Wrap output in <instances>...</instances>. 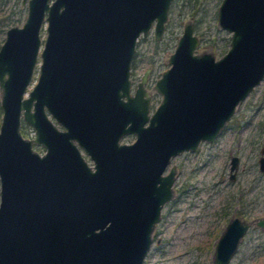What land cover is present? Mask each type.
Listing matches in <instances>:
<instances>
[{
	"label": "water",
	"instance_id": "water-1",
	"mask_svg": "<svg viewBox=\"0 0 264 264\" xmlns=\"http://www.w3.org/2000/svg\"><path fill=\"white\" fill-rule=\"evenodd\" d=\"M170 1L21 0L25 19L0 46V264H144L173 195L175 167L162 174L170 157L218 136L264 77V0H222L217 20L230 32L228 49L217 59L194 53L199 40L186 22L149 114V68L134 93L129 68L140 32L154 24L160 38ZM44 23L39 76L26 97ZM21 118L34 138L21 133ZM125 133L135 140L119 143ZM260 152L264 171V145ZM238 161L232 155L231 171ZM253 222L263 227L264 216L228 220L213 264L229 263Z\"/></svg>",
	"mask_w": 264,
	"mask_h": 264
},
{
	"label": "rangeland",
	"instance_id": "rangeland-1",
	"mask_svg": "<svg viewBox=\"0 0 264 264\" xmlns=\"http://www.w3.org/2000/svg\"><path fill=\"white\" fill-rule=\"evenodd\" d=\"M221 0H171L164 31L155 39L153 27L138 37L130 77L132 91L143 71L151 66L145 87L151 93L150 111L161 100L153 85L169 66L183 30L190 22L200 38L197 50L212 51L216 57L229 47L230 32L220 28L217 8ZM27 4L21 0H0V43L12 25H21ZM45 23L40 29L41 41ZM40 57L34 66L31 87L39 72ZM28 87V88H29ZM2 109L0 107V120ZM22 134L32 137V126L24 122ZM133 140V135L122 141ZM264 144V77L237 105L222 133L211 142L202 141L195 150L183 151L171 158L176 165L174 196L162 207L153 242L144 264H213L216 240L233 215L247 220L264 216V171L258 168L260 148ZM39 151L41 145H34ZM85 158L88 156L83 153ZM232 155L239 158L233 178L229 167ZM169 167V166H168ZM264 260V226L254 222L242 237L228 264H260Z\"/></svg>",
	"mask_w": 264,
	"mask_h": 264
},
{
	"label": "flooded vegetation",
	"instance_id": "flooded-vegetation-1",
	"mask_svg": "<svg viewBox=\"0 0 264 264\" xmlns=\"http://www.w3.org/2000/svg\"><path fill=\"white\" fill-rule=\"evenodd\" d=\"M222 1V0H221ZM221 1H220V3H221ZM171 2V1H170ZM220 3H219V5H218V8H219V6H220ZM27 4V3H26ZM170 5V4H169ZM218 8H217V13H218ZM168 10H169V8H168ZM166 22V21H165ZM217 22H218V20H217ZM185 23L186 22H184L183 23V30H184V25H185ZM191 26H192V23H190V22H188ZM154 26V24H152V26L151 27H153ZM150 27V28H151ZM164 27H165V24H164ZM9 28V27H8ZM224 29V28H223ZM149 30V29H148ZM147 30V31H148ZM154 30V29H153ZM183 30H182V32H183ZM226 30V29H225ZM163 31H164V29H163ZM163 31H162V33H163ZM6 32V31H5ZM182 32H181V34H182ZM141 33L142 34H144V32H140V34L137 36V38H136V41L138 40V37L141 35ZM146 33V32H145ZM154 33V32H153ZM162 33H161V35H162ZM192 33L193 34H195L194 33V31H193V26H192ZM180 34V35H181ZM179 35V36H180ZM197 37H198V40H199V42H198V45L200 44V38H199V36L197 35V34H195ZM155 37V36H154ZM161 37V36H160ZM5 38V37H4ZM179 38V37H178ZM45 39V38H44ZM156 39V38H155ZM4 40V39H3ZM178 40V39H177ZM230 40V39H229ZM3 42V41H2ZM2 42L0 43V46H1V44H2ZM177 43V42H176ZM43 44H44V40H43V42L41 41L40 42V47H39V49H38V52H37V56H36V61H37V58L38 57H40V62H39V70H40V64H41V62H42V58H41V56H40V52H41V50H42V48H43ZM197 45V46H198ZM175 47H176V45H175ZM175 47H174V49H175ZM228 49V48H227ZM174 51V50H173ZM172 51V52H173ZM202 51H208V50H206V49H204V50H201V51H198L197 50V47L195 48V51H194V53H199V52H202ZM171 52V53H172ZM208 52H212V51H208ZM226 52V51H225ZM224 52V53H225ZM170 53V54H171ZM213 53V52H212ZM135 54H136V43H135V53H134V56H135ZM169 54V55H170ZM214 54V53H213ZM134 56H133V58H132V61H133V59H134ZM215 56V55H214ZM221 56V55H220ZM219 56V57H220ZM169 57V56H168ZM215 58L217 59L218 57H216L215 56ZM36 61H35V63H36ZM132 61H131V63H130V68H129V78L131 79V77H130V73H131V67H132ZM167 62H168V59H167ZM35 63H34V65H33V68H32V73H31V77H30V80H29V82H28V85H27V87H26V90H25V93H24V96H29V91L34 87V85H35V83L37 82V79H38V76H39V72H38V75H37V78H36V81H35V83L31 86V87H29V84H30V82H31V78H32V74H33V70H34V66H35ZM169 63V62H168ZM169 66H170V63H169ZM168 66V67H169ZM167 67V68H168ZM149 68V71H148V73H147V80H148V77H149V74H150V71H151V66H148L144 71H143V73L147 70ZM167 68H165V69H167ZM165 69H163L162 70V72L165 70ZM162 72H161V74H160V76L162 75ZM142 73V74H143ZM141 74V75H142ZM141 75H140V77H141ZM159 76V77H160ZM158 77V78H159ZM157 78V79H158ZM156 79V80H157ZM139 80H140V78H139ZM138 80V81H139ZM147 80H146V82H147ZM137 81V82H138ZM145 82V83H146ZM156 82V81H155ZM145 83H144V87H145ZM131 86H132V79H131V85H130V92L131 93H134V90H135V88H136V86H137V83H136V85H135V87H134V89H133V91H132V88H131ZM29 87V88H28ZM146 88V87H145ZM146 90H147V88H146ZM148 91V90H147ZM157 92V91H156ZM148 93L150 94V102H151V93L148 91ZM159 93V92H158ZM161 94V93H160ZM161 96H162V94H161ZM1 99V98H0ZM161 99H162V97H161ZM161 101V100H160ZM160 101H159V103H160ZM158 103V104H159ZM158 104L156 105V107L158 106ZM0 107H1V103H0ZM155 107V108H156ZM237 107V106H236ZM155 108L152 110V111H150V103H149V111H148V113L149 114H151L154 110H155ZM1 109H2V107H1ZM236 109V108H235ZM32 110H33V107H32ZM45 111H46V113H47V115H48V117L54 122V123H56V125L58 126V128H60V129H63V127L60 125V124H58L56 121H55V119H54V117H52L51 116V114L48 112V110L46 109V107H45ZM2 112H3V110H2ZM233 115V114H232ZM231 115V116H232ZM1 118H2V114H1ZM230 119H231V117H230ZM229 119V120H230ZM229 120L227 121V123H226V125L222 128V131L226 128V126H227V124H228V122H229ZM24 122H26V123H28L30 126H32L29 122H27V121H24L23 120V118H21V125H20V130L22 131V129H21V126H22V124L24 123ZM0 123H1V120H0ZM148 124V121L145 123V125H147ZM32 128H33V130H34V135L32 136V137H28V138H34L35 137V135H36V132H35V128L32 126ZM222 131L220 132V134L222 133ZM22 133V132H21ZM219 134V135H220ZM130 135H133V140H131V141H127V142H125V141H122V139L124 138V137H126V136H130ZM218 135V136H219ZM24 136V135H23ZM218 136H216V137H218ZM26 137V136H25ZM215 137V138H216ZM135 138H136V135L134 134V133H125V134H123L120 138H119V143H131V142H133L134 140H135ZM214 138V139H215ZM213 139V140H214ZM213 140H211V141H213ZM202 141H205V142H211V141H206V140H200L199 142H198V144L200 143V142H202ZM74 143H76V146H77V148H78V150H79V152H80V155H81V157L86 161V163L89 165V166H91L92 168H94L93 167V165H94V160L92 159V157L90 156V154L85 150V148L83 147V146H81V145H79L77 142H75L74 141ZM41 145L40 143H35V142H32V148L33 149H35V150H37L36 148H34V145ZM198 144H197V146H198ZM264 145V144H263ZM262 145V146H263ZM42 146V145H41ZM196 146V147H197ZM196 147H195V149H196ZM42 148H43V150L42 151H39V150H37L40 154H43L44 152H45V148L42 146ZM195 149H193V150H195ZM187 150H190V151H193V150H191V149H185V150H182L181 152H183V151H187ZM181 152H179V153H176L175 155H177V154H180ZM83 153H85L87 156H88V158H85V156H84V154ZM261 153V152H260ZM175 155H172L171 157H170V160H169V162L167 163V165H166V167H165V169H164V171L162 172V174H166L169 170H170V168L172 167V166H174L175 167V173H174V180H175V174H176V165H174V164H171L170 165V161H171V158L172 157H174ZM260 156H261V154H260ZM259 156V157H260ZM232 157V156H231ZM258 160H259V158H258ZM230 165H231V159H230ZM258 165H259V163H258ZM169 166V167H168ZM237 168H238V166L234 169V170H230V167H229V172H230V177L231 178H233L234 176H235V174H236V171H237ZM259 168V167H258ZM232 172H233V176H231V174H232ZM174 180H173V182H172V185H171V187H172V189H173V195L171 196V198H169L166 202H168L169 200H171L172 199V197L174 196V188H173V183H174ZM165 202V203H166ZM164 203V204H165ZM164 204L162 205V207L164 206ZM162 207H161V211H162ZM161 211H160V217H161ZM160 220V219H159ZM158 220V221H159ZM156 226V225H155Z\"/></svg>",
	"mask_w": 264,
	"mask_h": 264
}]
</instances>
